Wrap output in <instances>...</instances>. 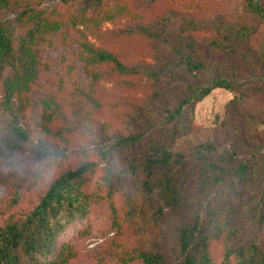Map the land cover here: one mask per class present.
Instances as JSON below:
<instances>
[{
  "label": "trees",
  "instance_id": "trees-1",
  "mask_svg": "<svg viewBox=\"0 0 264 264\" xmlns=\"http://www.w3.org/2000/svg\"><path fill=\"white\" fill-rule=\"evenodd\" d=\"M39 1L0 0L1 90L8 101L18 100L23 117L27 116L29 95L40 69L48 70L41 60V48L52 45L49 37L60 31L64 40L75 33L79 60L92 79L86 99L94 109L103 105L95 98L91 86L111 81L108 71L121 77L144 74L159 79L162 74L178 73L181 77L207 69L190 52L179 65L174 64V55L170 54L166 67L160 70L129 66L130 57H127L133 53L147 54L144 42L158 37L155 23L152 28L140 26V33L132 28L122 30L115 43L91 41L107 22L159 19L165 10L205 9L207 0H149L147 10L137 9L132 0H81L79 5L75 0H60L48 9L42 8ZM13 5L19 6L14 24L5 21L6 12ZM242 8L246 14L264 21V6L259 0H243ZM186 23L193 34L212 30L209 23L200 25L194 20ZM218 29L244 45L252 43L256 33V26L244 24L219 25ZM261 67L264 70V65ZM178 82L183 86L182 93L177 95L173 106L162 109L156 121L149 120L137 133L117 136L112 144L100 148V154L107 159L113 154L122 157L121 171L140 177V186L134 192H123L120 174L110 170L95 182L92 175L96 164L87 151L77 167L67 170L66 156L45 161L41 175L47 168L62 173L52 179L40 202L25 219L0 225V264H70L79 254V248L73 238H65V233L74 221L91 219L89 209L94 199L111 202L113 230L134 226L137 234L151 237L146 249L140 247L135 251L133 261L214 264L213 241L223 238L227 245L221 264H264V247L254 238L243 239L239 227V214L245 207L252 209L260 220L264 219V138L250 133L246 115L240 109L241 97L252 90L264 92V83L249 85L220 73H214L204 83L193 80L185 83L180 78ZM219 88L237 93L228 105L229 115L236 112L240 118V123L228 118L233 130L230 143L222 149L216 139L206 141L193 147L188 158L174 152L176 141L194 128L192 113L196 104ZM51 102L43 103L44 124L51 122L56 114ZM17 135L27 139L20 129ZM196 176L201 182V192L208 191L215 198V205L192 220L183 221L181 216L189 207V187ZM121 192L123 203L114 207L112 200L119 198ZM167 216L173 217L177 224L179 249L173 260L166 256L155 237ZM78 232L89 231L82 228Z\"/></svg>",
  "mask_w": 264,
  "mask_h": 264
},
{
  "label": "rangeland",
  "instance_id": "rangeland-1",
  "mask_svg": "<svg viewBox=\"0 0 264 264\" xmlns=\"http://www.w3.org/2000/svg\"><path fill=\"white\" fill-rule=\"evenodd\" d=\"M259 1L264 6V0ZM75 2L79 5L81 0ZM242 2L207 0L208 7L205 9L165 10L159 19L138 22L121 19L105 23L99 36L91 37L93 43H115L122 30L132 28L140 33V26L152 28V23L158 24V37L144 42L148 53H133L127 57H130L128 65L131 67L160 70L166 67L170 54L174 55V64L179 65L184 55L190 52L204 62L207 69L181 77L178 73L162 74L159 79L144 74L121 77L108 71L111 81L94 88L91 86L95 89V98L103 105L97 109L90 107L86 99L92 79L79 60L75 33H70L64 40L62 31L57 32L49 37L52 45L41 48V60L48 65V70L41 68L39 71L29 95L27 116H22L16 98L8 101L3 97L0 81V225L25 219L26 214L40 202L52 179L62 173L47 168L41 175L42 163L66 156L68 162L65 169L74 168L83 161L84 151L92 156L96 164L92 175L95 182L110 170L120 174L123 192H134L140 186V177L125 174L121 171L122 157L113 154L107 159L100 154V148L112 144L117 136L137 133L149 120L156 121L165 106H173L177 95L182 93L179 78L185 83L191 80L204 83L214 73H220L246 81L249 85L264 83L261 67L264 65V51L261 50L264 49V21L246 14ZM58 3L60 0L39 1L45 9ZM132 3L140 10L150 7L149 0H132ZM18 10L19 6L13 5L6 12L5 21L14 24ZM187 20H194L200 25L212 24V30L193 34L187 28ZM243 24L256 26L253 42L247 45L218 29L219 25L239 27ZM235 96L237 93L219 88L197 103L192 113V132L179 138L173 151L181 152L188 158L193 147L213 139L224 149L233 133L228 118L240 123L236 112L228 113V105ZM47 100L52 101L56 114L51 122L44 124L43 103ZM240 109L246 115L250 133L264 138V92L252 90L251 94L242 96ZM18 129L26 140L17 135ZM201 189V182L196 176L189 187V207L181 216L183 221H190L215 205V198L208 191L202 193ZM123 192L119 198L112 200L114 207L123 203ZM91 204V219L74 221L65 233V238H73L79 248V254L70 264H141L133 261V255L140 247L146 249L151 237L137 234L134 226L113 230L111 202L94 199ZM239 215L243 239L254 238L264 247V219L260 220L249 207H245ZM82 228L89 232L79 233ZM155 237L166 256L173 260L179 249L175 219L167 216ZM226 245L223 238L213 241L214 264H221Z\"/></svg>",
  "mask_w": 264,
  "mask_h": 264
}]
</instances>
